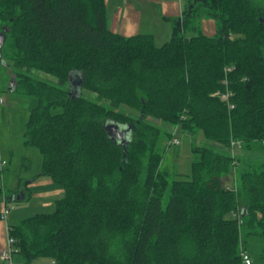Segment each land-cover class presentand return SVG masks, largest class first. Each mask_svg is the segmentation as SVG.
I'll return each mask as SVG.
<instances>
[{"label":"trees","instance_id":"16d2710c","mask_svg":"<svg viewBox=\"0 0 264 264\" xmlns=\"http://www.w3.org/2000/svg\"><path fill=\"white\" fill-rule=\"evenodd\" d=\"M184 1L157 47L152 35L112 32L106 0H0L10 91L36 100L24 145L41 155L38 177L64 192L53 213L9 225L23 264H244L250 237L260 241L261 262L252 264H264V164L228 189L237 163L212 150L264 151V4ZM199 17L213 23L212 35ZM108 125L124 137L109 136ZM176 128L208 143L192 148L185 177L159 169L160 144Z\"/></svg>","mask_w":264,"mask_h":264},{"label":"rangeland","instance_id":"374dc122","mask_svg":"<svg viewBox=\"0 0 264 264\" xmlns=\"http://www.w3.org/2000/svg\"><path fill=\"white\" fill-rule=\"evenodd\" d=\"M253 2L258 6H262L264 4V0H253ZM170 21V25L173 27L174 21ZM208 21L209 20L205 17H199L196 22L204 34L212 35L213 31L208 26H206ZM151 29L154 30L152 34L155 35V46L160 47L170 40L171 37H167L169 35V29L166 30L165 28L163 31H160L161 25L159 26V24H156L155 27ZM171 31L172 29H170V33ZM164 32H167L165 33L167 35H164ZM141 34L148 35L150 33L144 32ZM192 34L194 33L189 31L187 32L188 36ZM5 63L6 61L0 63V96L4 100L3 105L0 106V157L2 159L5 158L6 162L11 159V168L8 164L4 168L6 169L8 167V171L6 173L7 185H10L12 180L17 182L18 179L24 176L25 171L30 172L32 175L36 174V172H39L41 169V155L36 148L27 147L24 145L23 136L24 126L29 115V110L36 105V100L31 96H25L18 92L9 90V86L14 79L15 69L11 65L7 66ZM30 74L37 80L57 85L56 79L50 75L33 70ZM80 94L91 101L98 102L94 93L82 90L80 91ZM100 103L103 105L107 104L105 100H101ZM160 127L164 129L165 125ZM173 138L178 140V145L169 144ZM171 140H165L160 144L162 157L159 169L161 171L175 173L183 177L188 176L191 171V162L194 158L192 148L206 146L208 143L200 132L190 135L181 131L179 128H176L173 131ZM212 145V150L214 152L231 155L234 157V160L237 163L235 168H233L234 170L232 169L231 174L226 178L225 185L228 187V189H234L237 186L239 175L242 172L264 164V151L258 150L257 148L247 149L240 143H235L234 146L229 148H223L216 144ZM11 153L12 157H10ZM1 185L2 184L0 180V187ZM56 188L61 189L58 187ZM6 190H8V187H6ZM47 190L48 189L46 187L39 186L31 190V192L36 195V198L34 197L32 200L9 203L13 205L14 209L10 212V216H8V218L10 217L9 221L7 219L9 222L8 224L17 225L22 220L32 217L36 214L53 213L54 201L62 198L64 194H62L60 197L54 198L46 196L47 198L45 199L41 198V196H38ZM31 192H28L27 194ZM259 251V239L255 237L247 238L246 249L244 252L251 258L252 262H261L259 258ZM16 258L21 264H23L19 256H16ZM31 264H50V262L47 259H37Z\"/></svg>","mask_w":264,"mask_h":264},{"label":"crops","instance_id":"0c3cea01","mask_svg":"<svg viewBox=\"0 0 264 264\" xmlns=\"http://www.w3.org/2000/svg\"><path fill=\"white\" fill-rule=\"evenodd\" d=\"M184 5V0H106L107 26L112 32L125 37L146 32L150 33L155 39V35L152 34L154 30L151 28L159 24V26L161 25L160 31H163L165 28L166 30L169 29V35L167 37H171L172 31L170 33V29H172V26L170 25V20H180L182 18ZM206 26L214 32V25L211 21H208ZM165 33L167 32H164V35H167ZM10 157H12V153ZM10 163L11 159L7 162L11 168ZM7 171L8 167L4 170L3 174L0 175L2 184L0 187V210L4 201L13 203L32 200L34 197L36 198V195H34L31 190L39 186L48 189L46 192L38 195L44 199L47 198L46 196L53 198L60 197L64 193L62 189H57V186L54 187L55 185L49 178L38 177L40 171L36 172L34 175L25 171L24 176L18 179L17 182L12 180L10 185H7ZM6 187H8V190H6ZM28 192L31 193L27 194ZM9 219L10 217L8 221ZM8 221L7 224L9 223ZM5 228V223L0 221V250L4 248L6 242ZM16 256H18L16 253L12 255L10 263L0 261V264H21Z\"/></svg>","mask_w":264,"mask_h":264},{"label":"built area","instance_id":"2783aa9c","mask_svg":"<svg viewBox=\"0 0 264 264\" xmlns=\"http://www.w3.org/2000/svg\"><path fill=\"white\" fill-rule=\"evenodd\" d=\"M222 84L224 86L227 84L226 79H224L222 81ZM231 96H232V94L229 90H225L223 92V94L221 95V101L226 103L229 110L233 109V104L230 102ZM3 103H4V100L0 96V106L3 105ZM170 144L178 145L179 142L176 138H173L172 141L170 142ZM232 146H234L233 143L231 144V147ZM6 165H7V162L0 157V175L4 171V168L6 167ZM13 209H14V207L12 204H9L6 201H4L2 204V208L0 210V221L4 222L5 226H6V228H5L6 242H5L4 248H2L0 250V261L1 262H7V263L10 262L12 255L17 252L13 246V244H14L13 239L8 235L9 234V225L7 224V219H8L10 212ZM240 256L242 257V261L244 264H252V260L250 259V257L247 254H245V252H242Z\"/></svg>","mask_w":264,"mask_h":264},{"label":"water","instance_id":"95a60500","mask_svg":"<svg viewBox=\"0 0 264 264\" xmlns=\"http://www.w3.org/2000/svg\"><path fill=\"white\" fill-rule=\"evenodd\" d=\"M3 42H4V35L0 34V47L2 46ZM13 86H14V82H12L11 85L9 86V90H11ZM106 130L108 131L109 136H113L114 134H117V138L124 137L125 130L117 131L116 127L113 125H108L106 127Z\"/></svg>","mask_w":264,"mask_h":264}]
</instances>
